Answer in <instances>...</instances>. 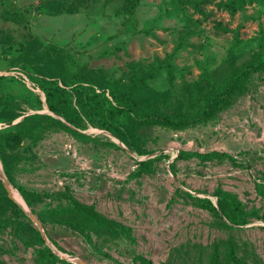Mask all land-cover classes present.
<instances>
[{
  "label": "rangeland",
  "instance_id": "374dc122",
  "mask_svg": "<svg viewBox=\"0 0 264 264\" xmlns=\"http://www.w3.org/2000/svg\"><path fill=\"white\" fill-rule=\"evenodd\" d=\"M184 2L0 0V129L94 139L0 142V264H264V0ZM51 51L87 78L16 60ZM233 77L206 122L140 121L200 116Z\"/></svg>",
  "mask_w": 264,
  "mask_h": 264
},
{
  "label": "trees",
  "instance_id": "16d2710c",
  "mask_svg": "<svg viewBox=\"0 0 264 264\" xmlns=\"http://www.w3.org/2000/svg\"><path fill=\"white\" fill-rule=\"evenodd\" d=\"M202 1L206 0H185L184 3L188 4L197 11H201L200 5ZM16 60L29 65H32V63L37 60H42L43 63L41 65V73L49 77H59L62 80L73 76L87 78V74L85 73L69 72V65L73 63V58L69 53L66 52H40L33 56L23 55L21 57H17ZM16 60L13 61L14 64L17 63ZM261 65L264 66V62H262ZM249 70L250 69L248 67L242 72V75L244 76L246 74H249ZM240 85L241 84L239 82V78L233 77V79H230L228 81V85L221 92H218L211 97L206 108L203 111V114L200 116L183 119H176L168 116H153V119L148 118L140 121L146 124H157L162 127H168L174 130H182L198 123L206 122V120L209 117H212L217 110L226 107L230 103V101L235 97V94L240 92ZM129 95L130 90L127 89L125 91V94L120 96V98H118L117 96L115 97L118 99V101H120L123 96L129 97ZM125 100H130L133 103H136L135 99L133 98H125ZM52 109H54V107H52ZM69 121L72 120L69 118ZM52 128L68 129L69 131H72L74 135L80 140L94 141L91 136L71 130L65 124L54 119L49 115H29L25 116L21 121L11 126L1 128L0 142L3 141L8 148L15 149L21 144L24 138L38 137L44 130ZM4 170L6 171V167H4ZM201 201L204 202L209 208L215 209L209 199L204 198L201 199ZM218 209L228 220L233 223H238L236 215L232 214L227 204L224 203L222 200H219L218 202Z\"/></svg>",
  "mask_w": 264,
  "mask_h": 264
}]
</instances>
